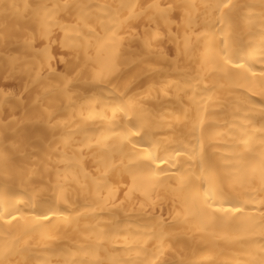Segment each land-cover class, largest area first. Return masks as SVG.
<instances>
[{
	"label": "bare ground",
	"instance_id": "obj_1",
	"mask_svg": "<svg viewBox=\"0 0 264 264\" xmlns=\"http://www.w3.org/2000/svg\"><path fill=\"white\" fill-rule=\"evenodd\" d=\"M0 264H264V0H0Z\"/></svg>",
	"mask_w": 264,
	"mask_h": 264
},
{
	"label": "rangeland",
	"instance_id": "obj_2",
	"mask_svg": "<svg viewBox=\"0 0 264 264\" xmlns=\"http://www.w3.org/2000/svg\"><path fill=\"white\" fill-rule=\"evenodd\" d=\"M7 85H4V87H6Z\"/></svg>",
	"mask_w": 264,
	"mask_h": 264
}]
</instances>
